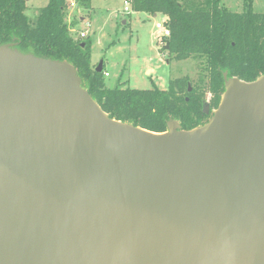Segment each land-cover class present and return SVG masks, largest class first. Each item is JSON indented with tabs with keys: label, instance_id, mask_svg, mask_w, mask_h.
I'll use <instances>...</instances> for the list:
<instances>
[{
	"label": "water",
	"instance_id": "1",
	"mask_svg": "<svg viewBox=\"0 0 264 264\" xmlns=\"http://www.w3.org/2000/svg\"><path fill=\"white\" fill-rule=\"evenodd\" d=\"M222 77L205 123L153 132L0 44V264H264V74Z\"/></svg>",
	"mask_w": 264,
	"mask_h": 264
},
{
	"label": "trees",
	"instance_id": "2",
	"mask_svg": "<svg viewBox=\"0 0 264 264\" xmlns=\"http://www.w3.org/2000/svg\"><path fill=\"white\" fill-rule=\"evenodd\" d=\"M74 1L82 8L90 4V0ZM129 2L133 12L165 17L169 35L160 50L176 61L197 60L194 80L178 77L169 80L166 89H132L119 83L108 87L104 65L97 72V64L91 63V40L70 34L65 21L68 0H48L34 18L26 14L25 0H0V44L15 40L22 52L67 60L76 68L82 86L111 118L153 132L165 131L170 119L182 129L205 123L209 115L203 112V104L208 102L212 110L217 107L223 71L244 81L264 74V13L253 11L251 0H245L241 12L227 10L220 0Z\"/></svg>",
	"mask_w": 264,
	"mask_h": 264
},
{
	"label": "rangeland",
	"instance_id": "3",
	"mask_svg": "<svg viewBox=\"0 0 264 264\" xmlns=\"http://www.w3.org/2000/svg\"><path fill=\"white\" fill-rule=\"evenodd\" d=\"M48 0H26V14L34 18ZM125 0H90L87 8H67L65 21L74 39L91 40V58L104 63V78L108 87L117 83L132 89H166L169 80L187 76L197 77L198 61H176L162 53L163 38L155 23L165 17L146 12L124 10ZM251 9L264 13V0H251ZM229 11L241 12L245 0H220ZM105 72L108 74L106 75ZM192 83V82H191ZM190 85V83H189ZM209 96V95H208ZM211 109V108H210Z\"/></svg>",
	"mask_w": 264,
	"mask_h": 264
},
{
	"label": "built area",
	"instance_id": "4",
	"mask_svg": "<svg viewBox=\"0 0 264 264\" xmlns=\"http://www.w3.org/2000/svg\"><path fill=\"white\" fill-rule=\"evenodd\" d=\"M124 4H125V7H124L125 11L128 12L129 10H131L129 0H125ZM68 6H69V8L75 7V1L74 0H68ZM164 22H165V19H162L160 22L155 23V28L159 32L161 38H164V37L169 35V29L165 26ZM79 36L83 38L86 36V34L84 32H80ZM105 74L107 75L106 72H105Z\"/></svg>",
	"mask_w": 264,
	"mask_h": 264
},
{
	"label": "flooded vegetation",
	"instance_id": "5",
	"mask_svg": "<svg viewBox=\"0 0 264 264\" xmlns=\"http://www.w3.org/2000/svg\"><path fill=\"white\" fill-rule=\"evenodd\" d=\"M209 105V104H208ZM210 111H212V109H210V107H209V112ZM203 112H204V104H203ZM205 113V112H204ZM205 114H208L209 115V113H205Z\"/></svg>",
	"mask_w": 264,
	"mask_h": 264
},
{
	"label": "crops",
	"instance_id": "6",
	"mask_svg": "<svg viewBox=\"0 0 264 264\" xmlns=\"http://www.w3.org/2000/svg\"><path fill=\"white\" fill-rule=\"evenodd\" d=\"M91 62L93 63V62H95L92 58H91ZM103 65H104V63H103ZM108 75V74H107Z\"/></svg>",
	"mask_w": 264,
	"mask_h": 264
}]
</instances>
